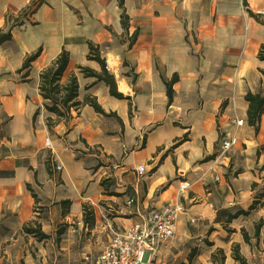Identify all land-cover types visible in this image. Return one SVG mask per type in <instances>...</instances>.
<instances>
[{"label":"crops","instance_id":"obj_1","mask_svg":"<svg viewBox=\"0 0 264 264\" xmlns=\"http://www.w3.org/2000/svg\"><path fill=\"white\" fill-rule=\"evenodd\" d=\"M123 8L126 26L118 0H0V31L11 35L0 44V264H82L80 246L98 254L109 225L125 228L168 204L179 213L163 263L240 264L238 245L244 264H263L253 241L263 217L254 204L264 186V113L255 130L245 95L264 93V0H123ZM89 43L125 98L80 71L100 70ZM63 49L60 81L76 75L81 104L57 120L39 83ZM86 95L110 115L82 104ZM225 133L237 142L221 152ZM241 209L248 213L229 219Z\"/></svg>","mask_w":264,"mask_h":264},{"label":"trees","instance_id":"obj_2","mask_svg":"<svg viewBox=\"0 0 264 264\" xmlns=\"http://www.w3.org/2000/svg\"><path fill=\"white\" fill-rule=\"evenodd\" d=\"M119 6L122 9L120 18L121 22L124 26H126V22L128 19L127 14L123 8V0H118ZM136 34L134 33L131 38V42L135 39ZM10 31H0V44L10 39ZM88 54L87 58L90 60L96 61L99 66L100 70L96 71L86 66H79L80 71L87 77H94L97 81H102L108 86L109 94L116 98H125L124 95L117 90L116 81L107 68L104 59L100 55L99 46L93 43L88 44ZM39 50L36 52L28 55L22 67H27L30 63L38 56ZM258 58L260 60H264V43L260 46L258 51ZM69 54L68 52L63 49L57 58L48 65L42 72L40 73V83H39V90L40 94L45 100H48V104L45 105L46 109L52 113H54L57 117V120L64 119L67 120L70 117V110L71 108L78 107L81 102L77 101L78 96V81L76 75L72 74L69 76L68 81L66 83H61L62 74L66 68L68 63ZM264 74V70H263ZM177 80V75H173L170 80L165 81L166 85V92L169 98L172 96V84ZM245 100L248 103L247 107V120L249 125L253 126L255 130L258 129L259 122L261 115L264 113V93H251L247 92L245 95ZM82 104H88L91 106L95 112L100 113L104 116H108L110 114L106 113L101 105L96 101L95 98L86 95ZM131 112V111H130ZM48 126L51 125V119L48 118ZM255 205V204H254ZM254 205L252 204L248 211L253 209ZM83 220L87 224L93 223V212L88 210V208L84 205L83 206ZM248 211L246 210H238L233 214H229V219L236 218L240 214H247ZM37 228L30 229L27 226H23V230L26 232H35L38 238H47L48 235L44 234ZM260 233V226L257 224L255 228L256 236H259ZM244 239L247 241V236L244 234ZM264 240V235H263ZM233 258L238 261L240 264H244L245 260L241 256L239 252L238 245H235L233 248Z\"/></svg>","mask_w":264,"mask_h":264},{"label":"built area","instance_id":"obj_3","mask_svg":"<svg viewBox=\"0 0 264 264\" xmlns=\"http://www.w3.org/2000/svg\"><path fill=\"white\" fill-rule=\"evenodd\" d=\"M234 123L240 126L244 120L235 119ZM236 142L234 135L225 133L220 143L221 152H227ZM60 168L56 165V169ZM136 170L141 174L144 166L139 165ZM188 186L186 181H182L179 189L184 191ZM133 202V198L128 200L130 204ZM178 213L177 206L168 204L151 209L140 221L125 228L118 229L109 225L107 243L96 255L86 253L82 264H166L159 256L162 248L175 237Z\"/></svg>","mask_w":264,"mask_h":264},{"label":"rangeland","instance_id":"obj_4","mask_svg":"<svg viewBox=\"0 0 264 264\" xmlns=\"http://www.w3.org/2000/svg\"><path fill=\"white\" fill-rule=\"evenodd\" d=\"M258 192V195H259V199L258 201H256V204H258V209L257 210L258 212H260V214L262 213V216L258 221H256L255 225L257 226V224L260 226V231L262 232V234L259 235V238L255 239L253 242H256L257 244V250H256V254H257V251L259 250L260 251V256L264 259V240H262V237L264 235V186L259 190L257 191ZM72 226H74V229H78L79 225L77 223H73L71 224ZM68 226V224H60L58 225V230H64L66 229V227ZM84 231L81 230V235H83ZM88 234V233H87ZM263 241V242H262ZM86 244H82L80 246V248L78 249L77 253H76V256H77V260L80 262H82L83 260V256L86 254V253H93L92 251H90V249H88L87 247H85ZM93 255H95L93 253ZM263 264H264V261H263Z\"/></svg>","mask_w":264,"mask_h":264}]
</instances>
